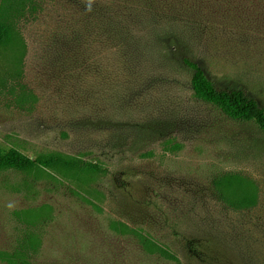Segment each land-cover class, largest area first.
<instances>
[{"label": "rangeland", "instance_id": "rangeland-1", "mask_svg": "<svg viewBox=\"0 0 264 264\" xmlns=\"http://www.w3.org/2000/svg\"><path fill=\"white\" fill-rule=\"evenodd\" d=\"M89 2L28 0L0 46V150L100 169H0V264H176L134 232L181 264H264V134L179 63L264 107V0Z\"/></svg>", "mask_w": 264, "mask_h": 264}, {"label": "trees", "instance_id": "trees-1", "mask_svg": "<svg viewBox=\"0 0 264 264\" xmlns=\"http://www.w3.org/2000/svg\"><path fill=\"white\" fill-rule=\"evenodd\" d=\"M27 4L28 0H0V46H8L17 34L15 22L26 11ZM166 48L170 54L178 52V47L174 43H168ZM179 63L192 73L190 86L194 98L214 106L232 121L243 124L253 123L264 134V107L248 92L238 87L222 86L213 82L197 63L184 57L179 60ZM33 168L100 171L98 165L67 160L59 155L39 156L31 159L14 148L0 150L1 170L25 171ZM245 206L248 205L245 204ZM134 233L146 253L181 264L171 252L137 232ZM202 264L205 263L202 262Z\"/></svg>", "mask_w": 264, "mask_h": 264}, {"label": "clouds", "instance_id": "clouds-1", "mask_svg": "<svg viewBox=\"0 0 264 264\" xmlns=\"http://www.w3.org/2000/svg\"><path fill=\"white\" fill-rule=\"evenodd\" d=\"M88 10H89V11L91 10V0H90V2H89V4H88Z\"/></svg>", "mask_w": 264, "mask_h": 264}]
</instances>
